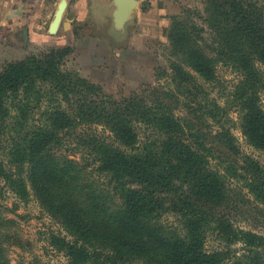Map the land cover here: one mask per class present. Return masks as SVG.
Segmentation results:
<instances>
[{"label": "trees", "instance_id": "obj_1", "mask_svg": "<svg viewBox=\"0 0 264 264\" xmlns=\"http://www.w3.org/2000/svg\"><path fill=\"white\" fill-rule=\"evenodd\" d=\"M206 13L208 41L202 27L173 17L167 85L115 97L60 68L72 43L0 69V180L21 200L33 194L61 224L65 235L48 239L71 264H264V236L234 227L227 203V170L237 175L220 148L236 149L223 120L227 109L198 80L214 81L219 62L238 73L232 99L244 134L264 148V77L255 67L256 60L264 66V0H208ZM41 103L44 124L30 125ZM92 125L111 139L78 132ZM141 125L152 134L142 141ZM66 141L76 148L63 152ZM248 180L264 197L263 177L251 172ZM169 212L179 226L162 222ZM7 220L0 207V264H10ZM210 232L226 244L241 240L243 254L207 251Z\"/></svg>", "mask_w": 264, "mask_h": 264}, {"label": "rangeland", "instance_id": "obj_2", "mask_svg": "<svg viewBox=\"0 0 264 264\" xmlns=\"http://www.w3.org/2000/svg\"><path fill=\"white\" fill-rule=\"evenodd\" d=\"M206 7L208 0H184L179 13L170 17L166 28L163 23L158 32L155 31L156 35L147 39L143 49H138L137 45L132 48L127 43H121L123 39L109 31L108 21L101 23L90 16L85 22L73 24L75 33L87 32L89 36L84 37L81 43H77L75 51L63 59L60 68L76 71L81 76L101 84L105 92L115 97L139 91L145 85H167L170 82L167 31L172 19L179 16L178 18H182L187 24L195 23L202 27V34L208 41V27L203 19L207 15ZM126 38L127 41L130 39ZM17 40L12 36L0 37V69L11 61L19 60L30 53L44 52L51 46L48 43L24 46ZM216 67L214 81L203 82L200 78L198 80L204 84L207 92L209 91L210 97H215L217 102L227 109V114L223 117L224 124L229 127L233 142L236 144V149L220 145L226 159L230 160L231 166L237 170V175L231 170H227L226 173L229 188L227 203H230L229 209L233 210L231 213L233 226L264 236V197L250 190L247 184L251 172L264 179V148L252 145L244 134L239 107L235 105V99H232L233 85L239 79L238 73L221 62ZM255 67L262 71L264 77V66L258 60L255 61ZM259 98L264 112V86L260 90ZM44 105L45 103H41L39 108L34 109L30 125L44 124L42 115L45 111ZM212 128L218 129L216 126ZM137 129L141 141L147 135H152L143 125L137 126ZM78 132H96L108 140L111 139L109 132L101 126H79ZM69 142L66 141L67 147L63 152H70L72 147L76 148L75 142ZM71 156L80 160V153ZM210 163L214 164L215 160H210ZM26 199L21 200L0 180V207L8 218L2 230V239L10 264H71L69 257L50 245L48 239L51 233L65 235L64 228L51 213L39 205L33 194ZM161 220L166 225H180L176 215L171 212L164 214ZM204 247L207 251L225 248L231 255L244 252L241 240L226 244L215 232L208 233ZM88 264L102 263L97 259ZM133 264L142 262L136 260Z\"/></svg>", "mask_w": 264, "mask_h": 264}, {"label": "crops", "instance_id": "obj_3", "mask_svg": "<svg viewBox=\"0 0 264 264\" xmlns=\"http://www.w3.org/2000/svg\"><path fill=\"white\" fill-rule=\"evenodd\" d=\"M137 1L132 19L125 23L123 32L118 33L112 25L113 6L108 0H0V37L12 36L24 46L72 43L75 51L77 43L89 33H75L73 24L85 22L91 16L101 23L108 21L109 31L123 39L121 43L143 49L147 39L155 36L163 23L166 28L170 17L179 13L184 0ZM62 2L64 7L57 26L51 30ZM126 37L130 39L127 41Z\"/></svg>", "mask_w": 264, "mask_h": 264}, {"label": "water", "instance_id": "obj_4", "mask_svg": "<svg viewBox=\"0 0 264 264\" xmlns=\"http://www.w3.org/2000/svg\"><path fill=\"white\" fill-rule=\"evenodd\" d=\"M110 4L113 6L112 10V25L113 28L118 31V33H122L124 29V25L126 22L132 19L133 10L138 6L137 0H108ZM64 7V2L60 4L59 11L57 13V17L54 20L51 30L55 29L57 26L60 13Z\"/></svg>", "mask_w": 264, "mask_h": 264}]
</instances>
